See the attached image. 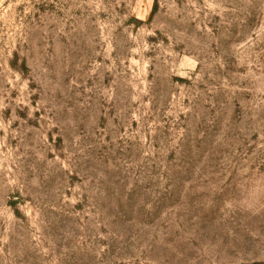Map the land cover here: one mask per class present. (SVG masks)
Instances as JSON below:
<instances>
[{"label": "rangeland", "instance_id": "374dc122", "mask_svg": "<svg viewBox=\"0 0 264 264\" xmlns=\"http://www.w3.org/2000/svg\"><path fill=\"white\" fill-rule=\"evenodd\" d=\"M0 264H264V0H0Z\"/></svg>", "mask_w": 264, "mask_h": 264}]
</instances>
